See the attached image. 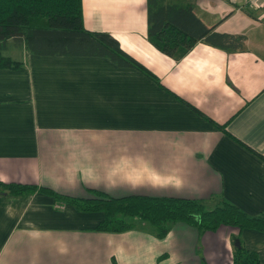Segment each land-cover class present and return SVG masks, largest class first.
Wrapping results in <instances>:
<instances>
[{"label": "crops", "instance_id": "0c3cea01", "mask_svg": "<svg viewBox=\"0 0 264 264\" xmlns=\"http://www.w3.org/2000/svg\"><path fill=\"white\" fill-rule=\"evenodd\" d=\"M162 1L192 3L206 27L243 35L242 45L199 40L176 60L147 39V0H82L83 24L159 83L105 57L36 55L9 39L5 52H21L23 67L0 69V181L264 209V0ZM103 217L40 192H0V264H231L237 236L264 264V232L179 222L160 238L144 221L96 231Z\"/></svg>", "mask_w": 264, "mask_h": 264}, {"label": "trees", "instance_id": "16d2710c", "mask_svg": "<svg viewBox=\"0 0 264 264\" xmlns=\"http://www.w3.org/2000/svg\"><path fill=\"white\" fill-rule=\"evenodd\" d=\"M21 38L25 49L36 55L105 57L120 67H132L159 83L142 63L120 48L118 41L104 31L84 27L82 0H0V69L17 70L23 62L4 53L9 39ZM147 39L162 53L181 59L199 40L237 50L245 37L218 33L206 27L194 14L193 4L147 0ZM225 125H218L225 131ZM264 161V156L256 153ZM0 192L12 195L40 192L72 205L79 212H102L103 219L95 230L121 233L131 230L138 219L151 225L158 237L167 235L169 225L185 223L200 232H215L222 226L239 231L264 232V209L250 215L220 197L212 207L197 199L175 196L132 194L113 197L90 189L91 197L59 194L49 187L0 181ZM239 247L232 253L231 264H260L256 251L247 250L239 236Z\"/></svg>", "mask_w": 264, "mask_h": 264}, {"label": "rangeland", "instance_id": "374dc122", "mask_svg": "<svg viewBox=\"0 0 264 264\" xmlns=\"http://www.w3.org/2000/svg\"><path fill=\"white\" fill-rule=\"evenodd\" d=\"M91 22H94V20H93V18L91 19ZM89 24V23H88ZM4 53L5 54H7V55H9V53L8 52H5L4 51ZM20 57L22 58L23 57V54L21 53V52H17V53H15L14 55H13V58H15V59H17V60H20ZM213 204H214V201H209V202H207L206 203V205H207V207H212L213 206ZM127 221H129V222H133V223H135V222H137V221H141V220H138V219H132V218H127ZM147 225H149L147 222H145ZM223 227V226H222ZM226 227H229V226H224V228H226ZM231 227V226H230Z\"/></svg>", "mask_w": 264, "mask_h": 264}, {"label": "built area", "instance_id": "2783aa9c", "mask_svg": "<svg viewBox=\"0 0 264 264\" xmlns=\"http://www.w3.org/2000/svg\"><path fill=\"white\" fill-rule=\"evenodd\" d=\"M232 1H234V0H232ZM236 1V0H235ZM245 4H249V5H256V3H257V1L258 0H242ZM61 205H59V207H60Z\"/></svg>", "mask_w": 264, "mask_h": 264}, {"label": "water", "instance_id": "95a60500", "mask_svg": "<svg viewBox=\"0 0 264 264\" xmlns=\"http://www.w3.org/2000/svg\"><path fill=\"white\" fill-rule=\"evenodd\" d=\"M234 245H235L236 247H239V241L235 240Z\"/></svg>", "mask_w": 264, "mask_h": 264}]
</instances>
